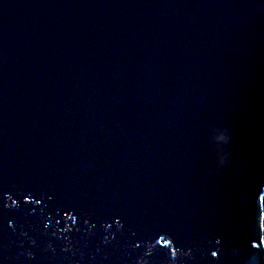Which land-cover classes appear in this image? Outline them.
<instances>
[{
	"label": "water",
	"instance_id": "water-1",
	"mask_svg": "<svg viewBox=\"0 0 264 264\" xmlns=\"http://www.w3.org/2000/svg\"><path fill=\"white\" fill-rule=\"evenodd\" d=\"M262 197L264 0H0V264H264Z\"/></svg>",
	"mask_w": 264,
	"mask_h": 264
},
{
	"label": "snow or ice",
	"instance_id": "snow-or-ice-1",
	"mask_svg": "<svg viewBox=\"0 0 264 264\" xmlns=\"http://www.w3.org/2000/svg\"><path fill=\"white\" fill-rule=\"evenodd\" d=\"M24 199H25L26 203L29 202V197L28 196H25ZM261 199L264 200V197H262ZM36 202L39 203V201H36ZM12 203L15 204L16 201L13 200ZM261 219L264 220V217H262ZM73 222H75V218H73ZM137 247H139V245H137ZM253 247H256V245H253ZM212 256L213 257L217 256V252L213 251L212 252Z\"/></svg>",
	"mask_w": 264,
	"mask_h": 264
},
{
	"label": "clouds",
	"instance_id": "clouds-1",
	"mask_svg": "<svg viewBox=\"0 0 264 264\" xmlns=\"http://www.w3.org/2000/svg\"><path fill=\"white\" fill-rule=\"evenodd\" d=\"M217 137H218V131H217ZM221 139H222V143H227L228 142V137L226 135H223L221 137Z\"/></svg>",
	"mask_w": 264,
	"mask_h": 264
}]
</instances>
